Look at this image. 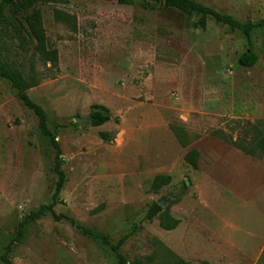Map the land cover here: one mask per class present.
I'll list each match as a JSON object with an SVG mask.
<instances>
[{"label": "rangeland", "instance_id": "1", "mask_svg": "<svg viewBox=\"0 0 264 264\" xmlns=\"http://www.w3.org/2000/svg\"><path fill=\"white\" fill-rule=\"evenodd\" d=\"M195 1L240 23L264 20V0ZM36 9L57 67L40 60L34 41L21 48L2 37L0 48L13 66L40 80L27 94L47 114L67 179L55 212L114 242L127 235L118 252L126 264H169L167 251L190 264H264V158L213 135L234 140L235 122L264 124V31L252 33L257 63L243 68L237 64L247 50L242 34L212 19L203 30L194 26L198 16L107 0ZM92 105L106 107L111 120L100 127L74 122L88 118ZM173 128L185 133V147ZM101 131L113 141L102 142ZM190 150L199 153L197 169L183 160ZM53 158L35 116L0 78V256L22 218L50 201ZM157 175L171 183L154 193ZM158 202L179 221L174 230L162 229L157 217L146 220ZM9 258L11 264H119L108 248L48 214Z\"/></svg>", "mask_w": 264, "mask_h": 264}, {"label": "trees", "instance_id": "2", "mask_svg": "<svg viewBox=\"0 0 264 264\" xmlns=\"http://www.w3.org/2000/svg\"><path fill=\"white\" fill-rule=\"evenodd\" d=\"M57 1L65 0H0V40L2 37L15 40L23 48L29 40L35 42L34 49L38 54L40 60L44 64L49 63L51 68H56L58 65L57 52L54 49H49L46 45V37L42 25V15L38 9L39 5H47L56 3ZM114 1L122 6H134L139 4L143 9H152L154 6L161 10H175L181 15L187 17L198 16L195 23L196 28L205 29L208 19H212L216 24L226 26L230 31H239L247 43V50L244 51L238 58L237 64L243 68L253 67L257 61L258 56L252 51V33L255 31H264V20L257 22L240 23L229 15L220 14L213 9L206 7L195 0H107ZM32 10L30 13H27ZM17 16H23L24 24L21 23ZM70 21V17H67ZM0 78L7 81L10 87L15 91L17 99L23 104L25 108L33 113L37 120V130L41 137H43L47 144L54 151L53 168L52 171L56 177L54 184V191L51 195L50 201L47 204L40 205L36 210L31 211L25 215L18 224L14 236L10 239L4 253L0 256V264H11L9 254L11 248L15 243H20L24 240L28 228L45 217L50 215L54 221H67L71 226L86 239L92 241L96 245L108 248L115 254L119 264H126V261L118 254L119 249L125 243L128 236L124 235L117 242H114L111 237L100 231L88 228L86 226L77 224L74 219L63 214H57L54 210L55 206L60 203V193L67 181L62 167L64 161L60 146L56 140V136L48 127V117L41 106L33 102L28 96L27 92L39 84V79L33 71L25 74L22 70L13 66L6 57L3 56L0 48ZM92 119L90 125L92 127H100L111 120L109 110L101 105H92L91 114ZM238 129L236 139L231 140L222 132H215L213 135L228 141L234 148L243 154L256 158H264V124L262 121L256 123H239L235 122ZM177 141L183 147L186 146L184 142L185 133L180 129H172ZM99 138L104 143H110L114 137L111 132L101 131L98 133ZM183 160L193 169L198 168L199 153L196 150L186 152ZM171 183V178L167 175H157L151 182L150 191L158 193L160 189L168 186ZM183 188L187 189L185 182L182 183ZM179 197L175 201H178ZM155 217L159 219L160 227L166 231L174 230L179 221L172 217L169 208L163 209L160 203L153 204L147 214L146 220L151 221ZM149 257L148 260H152ZM165 262L169 264H190L175 256L172 252L167 251ZM202 264H210L203 262Z\"/></svg>", "mask_w": 264, "mask_h": 264}, {"label": "water", "instance_id": "3", "mask_svg": "<svg viewBox=\"0 0 264 264\" xmlns=\"http://www.w3.org/2000/svg\"><path fill=\"white\" fill-rule=\"evenodd\" d=\"M74 122L78 123L79 125H83V124H90L92 122V119L90 117L88 118H77L76 120H74ZM188 185V182H185ZM160 206H162V204L160 203Z\"/></svg>", "mask_w": 264, "mask_h": 264}]
</instances>
